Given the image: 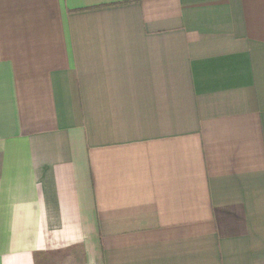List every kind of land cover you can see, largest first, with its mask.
I'll return each mask as SVG.
<instances>
[{
	"label": "crops",
	"instance_id": "obj_1",
	"mask_svg": "<svg viewBox=\"0 0 264 264\" xmlns=\"http://www.w3.org/2000/svg\"><path fill=\"white\" fill-rule=\"evenodd\" d=\"M0 264H264V0H0Z\"/></svg>",
	"mask_w": 264,
	"mask_h": 264
}]
</instances>
